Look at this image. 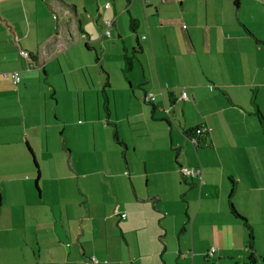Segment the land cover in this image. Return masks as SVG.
Wrapping results in <instances>:
<instances>
[{"label": "crops", "instance_id": "obj_1", "mask_svg": "<svg viewBox=\"0 0 264 264\" xmlns=\"http://www.w3.org/2000/svg\"><path fill=\"white\" fill-rule=\"evenodd\" d=\"M261 5L264 0H0V264H167V235L176 229L180 237L170 252L178 264H264V134L253 104L264 117ZM105 19L113 21L108 36ZM82 43L95 55V65L86 66L100 68L91 83L106 94L104 120L97 115L90 125L111 126L119 147L109 148L103 170L95 160L81 174L68 164L63 177L49 178L47 193L22 96L51 66L70 71ZM110 48L122 62L127 91L110 81ZM131 49L136 53L124 77L123 55ZM12 70L20 71L17 84L3 75ZM117 99L126 104L121 115ZM122 122L129 140L118 137ZM149 122L164 131L160 143ZM194 127L205 129L203 143L187 133ZM132 136L150 141L130 144ZM129 150L151 153L142 160L145 182L157 176L162 190L139 191L134 177L143 174L133 169ZM30 162L35 176L28 172L31 183L24 184L20 174ZM55 165L47 158L44 170ZM181 167L200 168V177L182 178ZM210 247L216 250L207 257Z\"/></svg>", "mask_w": 264, "mask_h": 264}, {"label": "rangeland", "instance_id": "obj_2", "mask_svg": "<svg viewBox=\"0 0 264 264\" xmlns=\"http://www.w3.org/2000/svg\"><path fill=\"white\" fill-rule=\"evenodd\" d=\"M261 7L264 8V5H261ZM256 12L257 17L264 20V12L258 7L256 8ZM66 32L68 35H71L69 29L68 31L66 29ZM94 56L92 50L85 48L83 43L80 44L78 48L75 47L72 60L69 61L68 68H71L70 71L64 68L66 72H63L61 68L51 66L47 75H43V72H40V79H32L31 91L28 92V96H22L24 104L26 101V130H29V135L33 136H31L32 138L30 141L34 144L33 146L37 150L38 157L41 160L39 161L41 170L43 168L39 185L43 183V186H46L47 193H49L50 190L49 178L63 177L64 173L69 171L65 170L66 168L69 169L68 164L73 163L74 169L81 174L89 171L90 168H94L95 160L98 162L96 167L103 170L105 162H109L112 159V150H109V148L113 147V145L119 147L115 144V140L112 137L113 129L111 126H104L105 124L103 121H95L90 125V120L96 118L97 115L101 116L104 120L106 114L101 105L100 87L98 84L95 87L94 83H91L92 78L95 82L97 81L98 74L100 73L98 64L92 66L95 65ZM108 60H111V62L110 64H106V66H110L114 73H111L110 81L114 82V86L123 83L127 91L128 82L121 78V73L119 71L122 62L116 63V51L113 48L108 49ZM87 63H92V65L87 67ZM74 82L81 83L79 89L75 87ZM52 90L54 93L53 96H50L49 94ZM97 99H99L98 102H100L98 104H96ZM145 105L150 107L147 104ZM116 106L117 112L121 115L126 104L120 99H117ZM15 108L18 112V107L15 106ZM28 116L30 117L29 121L35 126V129H29ZM149 123L151 134H153V142L155 144L158 142L160 143V138L162 136L164 137V131L153 128L159 122ZM139 125V122L130 123L128 128L132 126L138 127ZM117 126L119 131L118 137L120 139L127 137V140H129L130 137L127 124L122 122L121 124H117ZM130 141V144L142 141L147 145L150 140H143L141 137L135 136L134 138L132 136ZM46 143L48 146L47 149L45 148ZM23 146L25 147L24 144ZM24 151L26 155L29 156L26 147ZM129 153H131L130 155L132 156L133 169L136 171L139 168L143 174V177L139 179L137 176L134 177L138 184L139 191L144 194L146 191L162 190L158 183L157 176H151L153 180L151 179L149 183L145 182L146 179L142 168V160L144 158L149 161L151 159V153L142 151L138 154L132 150H129ZM119 155L121 154L119 153ZM47 158L51 159L52 162L56 164L55 168L57 170H44V163ZM96 158L99 159V161H97ZM120 162L123 165L125 164L122 156H120ZM30 165L31 168L28 169V166L24 167L20 174V178L24 184H28V182L31 183L29 173H31L33 177L35 176V169L31 162ZM148 168L149 170L153 168L151 161L148 163ZM72 174L75 176V172H72ZM97 178L109 180L108 176H103L102 174H98ZM75 180L76 179H74V181ZM123 181L127 183L126 180ZM19 182L21 183L20 180ZM125 183L121 181L118 183L117 189L120 190V193L123 191ZM31 189L37 194L33 182ZM125 189L129 193V188ZM177 236L180 237L179 229L170 231L167 235V241L171 244L168 245V251L164 255L167 258V264H178L176 255L170 252V249L176 247Z\"/></svg>", "mask_w": 264, "mask_h": 264}, {"label": "trees", "instance_id": "obj_3", "mask_svg": "<svg viewBox=\"0 0 264 264\" xmlns=\"http://www.w3.org/2000/svg\"><path fill=\"white\" fill-rule=\"evenodd\" d=\"M130 25V30L134 31L135 27H136V22L134 19H131L129 22ZM246 31H248L246 29ZM136 50L135 49H131L129 55H127L126 53H124L123 55V68H122V73L124 77H127L128 73L131 71L132 65H133V58L135 57ZM107 86V84H104V87ZM105 98H106V94L104 92V90L101 91V105L104 108L105 111H107V107L105 105ZM254 106H255V112L258 118V122L260 124V127L262 129V132L264 134V117L262 116V114L260 113V111L258 110L256 103L253 102ZM164 120V119H163ZM110 125L114 126V123H109ZM116 132L114 131L113 136L114 138H116ZM187 133L189 134V136L194 140V142L196 144H200L204 142V138H203V134L206 133L205 131H202L201 128L198 127H194L190 130L187 131ZM183 178V177H182ZM186 179V178H184ZM228 208L230 213L235 216V217H240L239 214L235 211V209L232 206L231 202H228ZM246 226V224H245ZM247 228H249V226H246ZM248 245L249 248H251L252 245V235L251 232H249V239H248Z\"/></svg>", "mask_w": 264, "mask_h": 264}, {"label": "built area", "instance_id": "obj_4", "mask_svg": "<svg viewBox=\"0 0 264 264\" xmlns=\"http://www.w3.org/2000/svg\"><path fill=\"white\" fill-rule=\"evenodd\" d=\"M108 7V3L104 4V8ZM53 17L55 18V16L53 15ZM112 19H105V27L103 29V34L108 36L110 34V28L112 27ZM19 54L23 57H27L28 56V52L24 51V50H20ZM4 76H8L11 79V82L13 84H17L20 81V75H19V71L18 70H12V71H8V72H3ZM184 99L187 98L186 96V92L182 91V95H181ZM147 99V98H146ZM148 99L153 100V96H148ZM202 131H205L204 128H201ZM180 175L183 178H191L193 176H198L200 177V168L198 167H181L179 169ZM123 216V214H122ZM216 250L215 247H210L208 249V251L206 252V256H212L214 251ZM91 261L97 263L98 261L96 259H94L93 257H90ZM86 264H89V262H86Z\"/></svg>", "mask_w": 264, "mask_h": 264}]
</instances>
